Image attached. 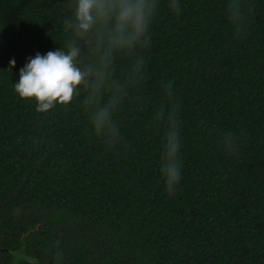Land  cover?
<instances>
[{
    "label": "trees",
    "instance_id": "16d2710c",
    "mask_svg": "<svg viewBox=\"0 0 264 264\" xmlns=\"http://www.w3.org/2000/svg\"><path fill=\"white\" fill-rule=\"evenodd\" d=\"M67 0H0V264H264V0H159L145 78L108 149L80 97L38 113L15 92L29 57L64 46ZM10 60L15 66L9 68ZM127 61H117L118 69ZM172 81L180 181L160 173ZM232 133L235 151L224 137ZM19 209V211H17ZM59 241V247L56 242Z\"/></svg>",
    "mask_w": 264,
    "mask_h": 264
},
{
    "label": "clouds",
    "instance_id": "9594fccd",
    "mask_svg": "<svg viewBox=\"0 0 264 264\" xmlns=\"http://www.w3.org/2000/svg\"><path fill=\"white\" fill-rule=\"evenodd\" d=\"M158 5L159 0H67L70 14L63 20L64 46L29 57L19 69L15 92L23 99L34 100L38 113H47L57 105L67 106L83 93L81 104L94 134L108 149L116 147L122 140L114 119L117 112L127 100L141 101L131 91L138 89L145 78L142 50L150 43L149 29ZM169 7L179 14L178 0H171ZM228 14L239 35L245 21L240 0H230ZM121 58L127 63L118 69ZM14 66L15 60H10L9 68ZM162 89L167 99L154 119L167 126L160 173L171 195L181 175L180 108L173 96L172 81L162 82ZM224 145L228 151L236 150L232 133L225 135ZM55 258L59 264V251Z\"/></svg>",
    "mask_w": 264,
    "mask_h": 264
},
{
    "label": "rangeland",
    "instance_id": "374dc122",
    "mask_svg": "<svg viewBox=\"0 0 264 264\" xmlns=\"http://www.w3.org/2000/svg\"><path fill=\"white\" fill-rule=\"evenodd\" d=\"M26 256L23 251H17L14 253V258L11 264H19L20 261L25 260Z\"/></svg>",
    "mask_w": 264,
    "mask_h": 264
}]
</instances>
